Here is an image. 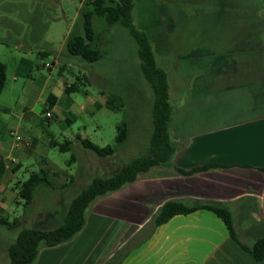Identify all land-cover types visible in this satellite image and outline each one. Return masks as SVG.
Here are the masks:
<instances>
[{
	"label": "rangeland",
	"instance_id": "obj_1",
	"mask_svg": "<svg viewBox=\"0 0 264 264\" xmlns=\"http://www.w3.org/2000/svg\"><path fill=\"white\" fill-rule=\"evenodd\" d=\"M89 1L0 0V60L7 65L0 97V154H10L7 172L0 176V204L5 202L3 214L11 221H21L14 228L0 224V264H10L8 247L22 228L60 223L73 197L91 179L67 190L60 188L61 183L72 185L71 174H81L86 159L90 166H100L101 158L77 143L79 135L100 146L116 145L118 129L126 127L128 137L120 146L123 164L146 153L154 91L143 74L138 43L129 27L119 22L110 26L95 16L102 57L89 62L68 51V37L84 34L83 10L91 7ZM133 19L152 38L158 63L168 72L174 142L263 110L264 0H135ZM43 51L49 54L42 60ZM79 75L84 81L80 86L89 94H64L66 82L78 81ZM52 92L60 100L57 117L45 112ZM68 96L73 100L70 106ZM103 96L115 98L122 107L111 110L87 102ZM12 130L25 139L38 138L39 146L18 154ZM67 139L74 141L69 151L51 143ZM16 162L21 166L17 168ZM46 168L55 187L40 185L27 205L17 197L19 183Z\"/></svg>",
	"mask_w": 264,
	"mask_h": 264
},
{
	"label": "crops",
	"instance_id": "obj_2",
	"mask_svg": "<svg viewBox=\"0 0 264 264\" xmlns=\"http://www.w3.org/2000/svg\"><path fill=\"white\" fill-rule=\"evenodd\" d=\"M71 93L64 88V94ZM51 94L54 93L48 95V101ZM103 98L87 102L92 107L113 110L110 98ZM59 101L56 95L55 103L48 102L45 112L51 111L57 117ZM72 101L68 96V106ZM11 135L18 154H29L39 146L38 138H23L18 145L16 132L12 130ZM175 144L172 162L152 167L133 183L97 198L88 208L84 228L70 241L41 249L35 264H72L75 260L78 264L83 260L86 264H115L126 254H119L122 248L128 253L119 264H264V260H256L230 236L223 219L211 210L176 214L156 227L153 222L167 200L181 199L189 204L195 200H216L232 211L243 242L252 243L264 236V108L231 123L182 136ZM148 149L149 144L145 151ZM120 150L119 147L113 156L100 157V166H90L86 159L81 174H71L73 184L63 182L60 188L67 190L87 183L98 173L114 174L124 165ZM9 156L0 154L5 160ZM208 163L226 166L192 175L182 174L176 168L191 169ZM15 166L20 167L21 163L16 162ZM97 167L100 170L94 172ZM0 206L5 208V202ZM130 228L133 230L126 234Z\"/></svg>",
	"mask_w": 264,
	"mask_h": 264
},
{
	"label": "trees",
	"instance_id": "obj_3",
	"mask_svg": "<svg viewBox=\"0 0 264 264\" xmlns=\"http://www.w3.org/2000/svg\"><path fill=\"white\" fill-rule=\"evenodd\" d=\"M88 5L91 7H86L83 10L84 34L72 33L68 37V51L70 54L89 62H95L102 57L103 53L99 48L101 35L94 28L93 19L95 16L104 18L110 26L119 22L129 27L131 34L138 43L143 74L154 91L153 129L149 141V149L146 153L132 158L130 162L123 165L114 174L95 176L85 188L73 197L64 213L62 221L54 227L30 226L22 228L16 240L8 247L10 264H35L42 248L55 247L70 241L84 228L88 208L97 198L133 183L142 173L150 170L152 167L172 162L176 154L177 147L171 132L174 105L171 101L168 72L158 63L152 38L145 30L138 28L134 23L133 10L135 0H90L87 2ZM48 54V51L41 52L40 56L42 60ZM85 80H87L86 77ZM6 82L7 65L0 60V97L6 86ZM82 83L84 81H82V76L79 75L78 81L65 86L66 93L83 91L85 94H89L88 90L80 86ZM55 100L56 95L51 94L48 102L55 103ZM109 105L113 110H117L122 107L123 103L118 107L115 104V98H110ZM127 137L128 130L126 127H123L118 129L116 145L100 146L91 139L82 137H78V140L85 148L93 151L99 157H107L113 156ZM73 142L71 139H67L63 143H60L58 140L51 141L52 145L59 147L61 151L71 150L74 146ZM72 160H76L74 154L72 155ZM221 166L224 167L226 165L208 163L191 169L179 166H176V168L182 174L192 175ZM17 168L14 167L13 170L16 171ZM262 169L264 170V167ZM6 172L7 162L5 158L1 157L0 176H4ZM42 172L43 174L33 172L27 180L19 183L17 197L25 199L27 205L33 202L36 190L40 185L54 186V182L50 179L49 169H43ZM198 209H208L216 213L225 222L230 236L244 250L248 251L256 260H264V236L255 238L252 243L243 242L235 227L232 211L221 201L195 200L193 204H189L181 199L167 200L153 217L154 227L167 222L176 214L191 213ZM3 212L4 209L0 207V224L6 225L9 228L19 227L21 223L19 218L11 221L10 217L3 214ZM122 249L119 251V254L128 253ZM123 257L119 258L115 264H119ZM113 258H117V256L114 255Z\"/></svg>",
	"mask_w": 264,
	"mask_h": 264
},
{
	"label": "built area",
	"instance_id": "obj_4",
	"mask_svg": "<svg viewBox=\"0 0 264 264\" xmlns=\"http://www.w3.org/2000/svg\"><path fill=\"white\" fill-rule=\"evenodd\" d=\"M45 66H46V67H50V63H49V62L45 63ZM46 115H47L48 117H52V116H54L53 113H52L51 111H48V112L46 113ZM16 138H17V140H18V142H17L18 145H20L21 142L23 141V137H22L21 135H17Z\"/></svg>",
	"mask_w": 264,
	"mask_h": 264
}]
</instances>
